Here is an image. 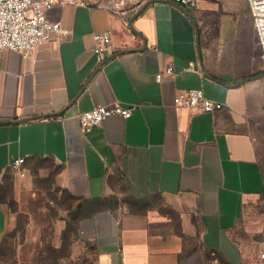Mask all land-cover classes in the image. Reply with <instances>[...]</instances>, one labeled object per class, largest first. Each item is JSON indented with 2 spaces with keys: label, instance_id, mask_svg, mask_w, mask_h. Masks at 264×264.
Masks as SVG:
<instances>
[{
  "label": "crops",
  "instance_id": "obj_1",
  "mask_svg": "<svg viewBox=\"0 0 264 264\" xmlns=\"http://www.w3.org/2000/svg\"><path fill=\"white\" fill-rule=\"evenodd\" d=\"M72 30L27 55L0 49L3 177L55 170L95 264H254L264 245V58L247 0L57 4ZM111 33L103 62L94 34ZM167 65L173 75L157 73ZM190 88L224 103L175 105ZM120 103L83 131L78 115ZM217 260V261H216Z\"/></svg>",
  "mask_w": 264,
  "mask_h": 264
},
{
  "label": "rangeland",
  "instance_id": "obj_2",
  "mask_svg": "<svg viewBox=\"0 0 264 264\" xmlns=\"http://www.w3.org/2000/svg\"><path fill=\"white\" fill-rule=\"evenodd\" d=\"M220 1V0H214ZM55 170L20 176L9 168L1 199L8 227L0 243V264H95L89 245L68 224L74 199L56 181Z\"/></svg>",
  "mask_w": 264,
  "mask_h": 264
},
{
  "label": "built area",
  "instance_id": "obj_3",
  "mask_svg": "<svg viewBox=\"0 0 264 264\" xmlns=\"http://www.w3.org/2000/svg\"><path fill=\"white\" fill-rule=\"evenodd\" d=\"M104 0H0V49H11L27 55L40 45L54 38L69 37L72 30L48 17V9L57 4H101ZM113 7H118L122 0H108ZM185 9L192 11L198 8L199 0H172ZM252 16L258 42L264 58V0H247ZM93 51L99 63L112 42L111 33L94 34ZM174 67L167 65L157 73L162 80L165 75H173ZM175 105L191 111L214 112L223 108L224 103L207 97L202 88H190L175 97ZM133 108L120 103L97 105L79 113L78 118L83 131H88L110 115H121L128 118ZM24 157L15 159L12 168L24 175ZM217 261V260H216ZM254 264H264V245L261 247Z\"/></svg>",
  "mask_w": 264,
  "mask_h": 264
},
{
  "label": "trees",
  "instance_id": "obj_4",
  "mask_svg": "<svg viewBox=\"0 0 264 264\" xmlns=\"http://www.w3.org/2000/svg\"><path fill=\"white\" fill-rule=\"evenodd\" d=\"M68 224H70V223H68Z\"/></svg>",
  "mask_w": 264,
  "mask_h": 264
}]
</instances>
